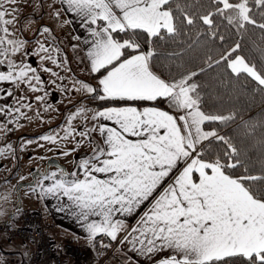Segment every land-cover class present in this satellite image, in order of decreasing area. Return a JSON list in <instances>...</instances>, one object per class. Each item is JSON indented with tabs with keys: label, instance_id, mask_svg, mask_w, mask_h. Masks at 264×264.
I'll use <instances>...</instances> for the list:
<instances>
[{
	"label": "snow or ice",
	"instance_id": "obj_1",
	"mask_svg": "<svg viewBox=\"0 0 264 264\" xmlns=\"http://www.w3.org/2000/svg\"><path fill=\"white\" fill-rule=\"evenodd\" d=\"M17 3L18 0H0V57L14 56L25 45L23 40L11 38L14 34L10 26L17 22V9L9 11L5 7ZM61 3L81 18L91 37L84 41L90 71L95 74L105 70L98 81L102 92L98 98L127 103L95 111L91 116L93 122L104 120L114 126L91 124L78 130L72 122L85 110L77 109L70 115L60 138L80 139L74 141L73 149L62 154L69 155L82 143L91 145V152L80 160L79 172L58 168L41 174L34 185H29L32 192L42 198L54 197L62 205L66 198L68 203L60 210L70 205L69 211L84 224L89 239L103 235L111 241H116L126 227L117 214L133 215L153 198L121 243L130 244L131 251L145 256L165 250L174 253L159 264H264V161L261 175H253L241 159V150L229 137L219 135L215 129L205 130L206 124H226L235 116L205 110L203 87L196 79L207 68L223 64L237 82H254V87L264 92V63L257 65L241 55L237 42L219 52V58L207 55L206 67L167 79L153 64L157 41L175 42L178 37L188 36L187 49L192 50L202 43L213 44L216 38L223 41L219 28L224 22L241 36L249 25L264 31V22H258L253 14V7L259 9L264 21V0H209V10L197 11L181 0ZM121 33L127 38H117ZM142 44H147L148 49ZM38 51L48 53L41 60L49 59L60 66L49 48L40 44ZM51 51L58 53L59 49ZM171 55L182 56L183 52ZM261 55L264 57V51ZM4 63L5 59H0V65ZM42 70L51 72L48 68ZM36 71L23 61L17 65L7 59V72L0 71V82L17 87L23 84L37 91L35 85L42 81ZM73 88L96 98L97 89L86 82L74 80ZM8 95H12L11 91ZM160 101L166 102L175 114L158 106H133L136 102L156 105ZM13 111L19 113L20 108L0 107V114L5 116ZM93 132L99 133L101 144L93 141ZM41 139L57 142V137L51 135ZM212 139L224 145L223 150L214 159H205L203 142ZM181 163L185 166L179 169ZM239 168L245 171L236 175L232 170ZM174 169H179V175L154 197ZM45 181L50 183L46 185Z\"/></svg>",
	"mask_w": 264,
	"mask_h": 264
},
{
	"label": "rangeland",
	"instance_id": "obj_2",
	"mask_svg": "<svg viewBox=\"0 0 264 264\" xmlns=\"http://www.w3.org/2000/svg\"><path fill=\"white\" fill-rule=\"evenodd\" d=\"M5 7L9 11L12 7L17 9V22L14 26H10V31L14 34L11 38L25 42L24 48L15 54L14 63L19 65L24 59L34 57L43 64L38 63L36 66L33 62L29 64L37 70L36 75L41 78L40 85H35L33 81V85L39 90L32 91L30 88L27 90V86L23 84L15 87V101L23 97L21 87L25 86L27 98H30L32 103L31 107L24 108L23 99L20 100L19 108L23 113V120L20 121V117L14 115L12 118L16 119L13 123H8L3 129L0 127V223L6 221L8 216H17L22 212L39 211L43 214L37 193H33L29 186L21 189L19 201L16 194V188L20 183L31 180L32 169L43 171L48 159L54 158L70 173L77 169L80 160L91 152V145L82 143L76 146V151L65 156L62 153L73 149L74 141L79 140L80 137H69L68 140L60 138L64 135L63 129L67 127V118L76 113L77 109L84 108L82 94L85 92L74 90L73 81L86 82L90 86L92 83L83 72L84 69L80 70L82 68L80 58L67 54L60 59L57 54V61L59 65L62 64L58 67L49 59L41 60V57H46L48 53L38 51L40 44L49 48V51L54 47L59 48V44L52 37L51 41L43 39L49 37L45 36L47 33L43 32L44 28H48V33L52 35L60 30L62 13L59 11V0H18L16 5H5ZM62 35L64 41L69 42L68 37L71 36L69 31L62 28ZM75 61L78 62V66ZM4 64L7 65L6 62ZM43 68L51 69V72H45ZM53 72L58 75L53 76ZM37 97L42 99L38 100ZM89 99H91L90 95ZM86 113L87 111H84L73 120V127L79 130L83 125H89ZM45 135L56 136L57 142L51 143L41 139ZM92 139L96 143V140ZM51 168L55 169L53 166ZM4 237L5 234L0 232V238ZM104 245L108 246L104 247ZM84 248L91 258L90 264H123L115 246L107 241L93 242L92 246ZM4 253L0 250V264L6 261L7 255Z\"/></svg>",
	"mask_w": 264,
	"mask_h": 264
},
{
	"label": "trees",
	"instance_id": "obj_3",
	"mask_svg": "<svg viewBox=\"0 0 264 264\" xmlns=\"http://www.w3.org/2000/svg\"><path fill=\"white\" fill-rule=\"evenodd\" d=\"M181 3H187L193 6V11L209 10L212 6L209 0H181ZM173 4V8H175ZM259 9L253 7V14L258 22L261 21ZM217 23H220L218 17L215 18ZM206 28L207 26H202ZM221 35L225 37L223 41L219 38L215 39L213 44H201L194 47L192 50L187 49L186 41L188 36L178 37L175 42L172 41H157L154 46L156 56L153 64L157 71L164 74L167 79L171 76H178L189 69H199L206 67L204 61L207 55H212L214 58H219V52L228 49L239 42L241 45L240 54L249 58L253 63L260 65L264 63V57L261 53L264 51V31L248 26L247 31H244L243 36L235 29L226 25V22L221 24L219 28ZM115 35V34H114ZM143 38L144 34H140ZM195 34L193 33V36ZM117 38H127L123 33ZM142 47L147 50L148 45L142 44ZM212 51L209 53L208 49ZM174 52H183L182 56L171 55ZM105 70L95 73L92 77L97 78L102 75ZM203 87V95L205 100V110L217 114L235 116L234 120L228 121L226 124L210 123L206 124L205 130L215 129L219 135L229 137L232 142L241 150V159L248 166V170L253 175H261V162L264 161V92L254 87V82L245 83L244 80L237 82L231 77V73L226 67L221 64L207 70L196 78ZM97 89V88H96ZM99 91L97 89L96 98L91 96L89 103L98 107H120L125 106L127 102L113 100H98ZM137 107L158 106L161 109L171 111L166 102L160 101L156 105H151L147 102H136L133 104ZM246 124L249 125L246 127ZM251 125H256L255 128ZM204 152L202 153L205 159H214L217 154L221 153L224 145L218 143L214 139L203 142ZM236 175L244 173V168L232 170ZM259 183V182H256ZM264 191V185L261 186Z\"/></svg>",
	"mask_w": 264,
	"mask_h": 264
},
{
	"label": "crops",
	"instance_id": "obj_4",
	"mask_svg": "<svg viewBox=\"0 0 264 264\" xmlns=\"http://www.w3.org/2000/svg\"><path fill=\"white\" fill-rule=\"evenodd\" d=\"M59 11H60V13H62L60 15L61 21H60V30L58 29L59 32H55L56 34L53 33V35H52V33H47V34H45V36H49V37L48 38L43 37V39L45 41L46 40L51 41V37H52L54 39V41L57 44H59V48L54 47V48H58L59 52L56 53V52H52L51 50L49 52H51L52 56L56 59H57V54H58L60 59L64 55L67 56V54L69 56L71 54L74 58H80V60H81L80 62L82 63V68L80 70L84 69L83 72L85 74H87L89 81H92L91 86L94 88H97L99 91V95H102V92H100V86H99L98 81L105 74V72L102 75L98 76L97 78L92 77L94 74L90 71V65H89V61L87 60L86 51H85L86 48L88 47V45H86L84 43L85 40L91 39V37L88 34L87 29L82 26L81 18L76 16L74 13L68 11L67 5L62 4L61 0H59ZM62 28L68 30L69 33L71 34V36L68 37L69 42L64 41V38L62 35ZM76 37H79V39H76ZM63 44H65V45H63ZM63 52L65 54H63ZM14 58H15V55L9 56L7 58L0 57V59H5L6 63H7L6 59H11L14 62ZM24 62L27 64H30L31 62H33L35 64V66L38 65V63L40 65L43 64L40 60L34 59V57H32L31 59H28V60L24 59ZM75 63H77V66H78V62L75 61ZM44 64H45V61H44ZM0 71L7 72V65H5V64L0 65ZM15 87H16V85L12 84L11 82H0V107L11 108V109L19 108L20 103L18 104L14 100V98L16 96ZM24 87H21V89L23 88V100H22L23 106L29 105V107H31L32 106L31 99L27 98L26 91L24 90ZM28 88L29 87H27V90H28ZM9 91H11V93H12V95H10V96L8 95ZM82 98L84 99V100L82 99V102H83L82 104L84 105L83 109L85 111H87L86 120L88 121L89 125L90 124H106L108 126H114L109 121H104V120H98L95 122L91 121V116L93 115V113L95 111L104 110V109L110 108V107L98 108V107L92 105L91 103L88 102L89 101V95H87V93H83ZM97 99L101 100L99 98H97ZM120 107H123V106H120ZM24 108H25V106H24ZM138 108H143V107H138ZM165 111H167V110H165ZM168 112L172 113L171 111H168ZM172 114H175V113H172ZM14 115H18L20 117V119H19L20 121L23 120L22 119L23 113H22L21 109H20L19 113H16L13 111L11 113V115H9V116H5L3 114H0V127H2V129H3V127H5L8 124V123H6V121H8L9 119H12V116H14ZM92 135L94 136L92 138H94L96 140V143H98V144L102 143V140L99 137L98 132H93ZM184 166L185 165L183 163H181L179 165V169H182ZM57 169L58 168H56V167H55V169H52L51 167H49L47 173L50 174L53 171H57ZM179 169L173 170V172L170 174L169 178H167L165 180V182L161 185V187H159L157 189V191L154 193V197L158 196L163 191V188L167 187V185L169 183H171L176 178V176L179 175ZM75 171L79 172L80 170H79V168H77V169H75ZM66 172H68V171L66 170ZM39 178H40V176L38 177V179ZM100 178H103V177H100ZM48 183H50V182L45 181L46 185ZM37 197L39 199L38 203H40L39 207L42 209L43 214H41L39 211L38 212L37 211H31V212H37L42 217H44L45 220H47L48 232L53 237V239L56 241L69 240V241H72V242L82 246V247L92 246L93 242L101 243L103 241H107V242L111 243V245L115 246L116 250L119 253L120 261H122L123 264H159V261L161 259H164V258L174 254L173 252H171L169 250H165V251L153 254L151 256H145V255H142L138 252L131 251L130 249L132 246L130 244H128L126 242L121 243V240L124 239V237L127 235L128 231H130V229L136 225L139 218L143 215V213L150 206V202L153 198H150L149 201H146L144 203V205H142L133 215L121 216V215L117 214L116 218L123 219L125 221L126 227H125L124 231H122L118 234V238L116 241H111L108 237L103 236V235L97 236L94 239H89V236H88L87 231L85 230L84 224L76 218V216L73 214V212L69 211V208L71 206L69 205L68 207H65L64 210H60L61 207H63L64 205H66L68 203L66 201V198L64 200V205H62L61 201L54 198V197L42 198L38 193H37ZM93 219L98 220V218H96V217L90 218V220H93ZM0 250L5 252L4 254L7 255L6 260L12 259L14 264H26L27 260L30 256V248H28L27 246H25V245H23L17 241H7L5 239V237L3 239L0 238ZM8 255H10L11 257H8Z\"/></svg>",
	"mask_w": 264,
	"mask_h": 264
},
{
	"label": "built area",
	"instance_id": "obj_5",
	"mask_svg": "<svg viewBox=\"0 0 264 264\" xmlns=\"http://www.w3.org/2000/svg\"><path fill=\"white\" fill-rule=\"evenodd\" d=\"M0 232L8 241L30 248L26 264H90L84 247L69 241H56L49 234L47 220L37 212H22L0 223ZM4 264H14L7 259Z\"/></svg>",
	"mask_w": 264,
	"mask_h": 264
},
{
	"label": "water",
	"instance_id": "obj_6",
	"mask_svg": "<svg viewBox=\"0 0 264 264\" xmlns=\"http://www.w3.org/2000/svg\"><path fill=\"white\" fill-rule=\"evenodd\" d=\"M51 166L56 167V168H60V169H63V170L66 171V168H65V167H64V166H63L58 160H56V159H54V158H50V159H48V161L45 163V166H44L43 171L32 169L31 180L28 181V182L20 183V184L17 186V188H16V194H17V197H18V201H19V195H20V191H21V189H22V188H25V187H27V186H29V185H34L35 180H36L39 176H41V174L48 172V169H49V167H51ZM18 208H20V203H18ZM10 217H11V216H9V218H10Z\"/></svg>",
	"mask_w": 264,
	"mask_h": 264
}]
</instances>
